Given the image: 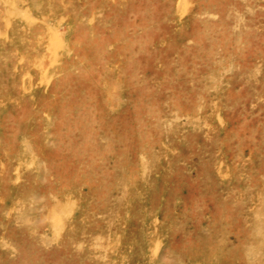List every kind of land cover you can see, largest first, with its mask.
<instances>
[{
    "label": "rangeland",
    "instance_id": "rangeland-1",
    "mask_svg": "<svg viewBox=\"0 0 264 264\" xmlns=\"http://www.w3.org/2000/svg\"><path fill=\"white\" fill-rule=\"evenodd\" d=\"M0 264H264V0H0Z\"/></svg>",
    "mask_w": 264,
    "mask_h": 264
}]
</instances>
